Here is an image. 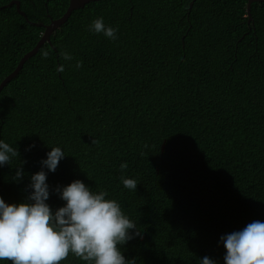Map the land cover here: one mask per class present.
I'll list each match as a JSON object with an SVG mask.
<instances>
[{
    "label": "trees",
    "instance_id": "obj_1",
    "mask_svg": "<svg viewBox=\"0 0 264 264\" xmlns=\"http://www.w3.org/2000/svg\"><path fill=\"white\" fill-rule=\"evenodd\" d=\"M11 1L0 0V83L70 3L20 0L24 15ZM247 3L95 0L74 10L0 91V140L20 152L0 166V197L26 202L31 175L60 147L56 171L44 168L53 211L66 203L56 186L79 179L137 223L143 238L121 246L134 264H225L220 237L264 222V2L252 3L251 21ZM100 17L115 40L89 30ZM61 264L88 262L69 253Z\"/></svg>",
    "mask_w": 264,
    "mask_h": 264
},
{
    "label": "clouds",
    "instance_id": "obj_2",
    "mask_svg": "<svg viewBox=\"0 0 264 264\" xmlns=\"http://www.w3.org/2000/svg\"><path fill=\"white\" fill-rule=\"evenodd\" d=\"M88 27L109 39L117 38L118 29L106 26L103 17L94 19ZM41 55L46 59L48 50L41 49ZM60 56L64 61L73 59L67 51H61ZM81 66L82 61H77L75 67ZM57 71L63 72L64 65ZM31 147L34 144L29 150ZM64 156L60 147H51L47 158L41 161V170L31 175L28 185L31 191L26 202L10 204L0 197V260L11 264H61L71 253L88 264H134L125 258L121 246L134 237L143 238L142 234L116 200L106 199V191L93 192L82 180L76 179L55 188L60 199L66 202L64 206L53 211L46 203L50 190L44 168L55 172ZM15 157H20L18 149L0 140V166L11 165ZM23 163L17 166L13 180L22 179ZM127 167V162L120 165L122 171ZM120 179L125 188L137 189L135 179L124 175ZM220 240L226 249L225 264H264V222L253 221L240 231L221 236ZM198 264L217 262L204 256Z\"/></svg>",
    "mask_w": 264,
    "mask_h": 264
},
{
    "label": "water",
    "instance_id": "obj_3",
    "mask_svg": "<svg viewBox=\"0 0 264 264\" xmlns=\"http://www.w3.org/2000/svg\"><path fill=\"white\" fill-rule=\"evenodd\" d=\"M90 1H95V0H70V3H69V6L66 10V12L59 18H56V19H52L51 22L49 24H46L45 26V31L43 33V35L41 36L39 42L37 43V45L32 49L30 50L29 52H27L22 58L21 60L19 61L17 67L14 69L13 72H11L8 76H6L3 81L0 83V91L2 90V88L4 87V85L6 83H8L13 77H15L19 71L21 70V68L23 67L24 65V62L32 55H34L40 48V46L42 44H44L46 41H49L50 40V36L51 34L53 33V31L58 27L60 26L61 24L65 23L66 20L69 18V16L71 15V13L76 10V9H79L83 6H85V4H87L88 2ZM257 1H263L264 0H248V3H247V12H248V15H249V21L252 20V15H251V6H252V3L253 2H257ZM16 5L17 6V9L25 15V12L21 10V7H20V0H12L9 5Z\"/></svg>",
    "mask_w": 264,
    "mask_h": 264
}]
</instances>
